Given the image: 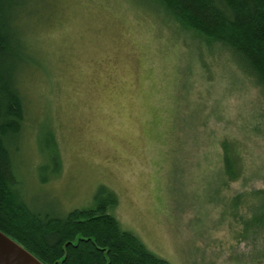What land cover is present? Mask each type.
I'll return each mask as SVG.
<instances>
[{
    "label": "rangeland",
    "instance_id": "rangeland-1",
    "mask_svg": "<svg viewBox=\"0 0 264 264\" xmlns=\"http://www.w3.org/2000/svg\"><path fill=\"white\" fill-rule=\"evenodd\" d=\"M0 16L25 111L13 167L31 208H91L105 186L120 226L170 264H264V236L245 230L264 189V93L227 47L153 0H2Z\"/></svg>",
    "mask_w": 264,
    "mask_h": 264
},
{
    "label": "trees",
    "instance_id": "trees-1",
    "mask_svg": "<svg viewBox=\"0 0 264 264\" xmlns=\"http://www.w3.org/2000/svg\"><path fill=\"white\" fill-rule=\"evenodd\" d=\"M153 1L208 45L227 47L238 67L264 93V0ZM1 23L0 16V231L44 264H170L120 226L109 212L116 198L105 186L99 187L93 207L73 209L64 216L34 210L26 203L13 167L25 111L16 84L17 64L6 59L12 49L10 35L2 31ZM222 149L223 171L236 180L242 173L239 149L228 140ZM251 195L259 203L248 206L245 230H252L249 236L257 239L264 236V189Z\"/></svg>",
    "mask_w": 264,
    "mask_h": 264
},
{
    "label": "water",
    "instance_id": "water-1",
    "mask_svg": "<svg viewBox=\"0 0 264 264\" xmlns=\"http://www.w3.org/2000/svg\"><path fill=\"white\" fill-rule=\"evenodd\" d=\"M0 264H44L21 244L0 231Z\"/></svg>",
    "mask_w": 264,
    "mask_h": 264
}]
</instances>
